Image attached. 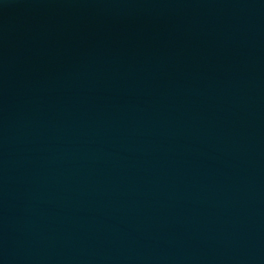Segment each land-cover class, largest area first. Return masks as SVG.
<instances>
[{
	"label": "water",
	"instance_id": "water-1",
	"mask_svg": "<svg viewBox=\"0 0 264 264\" xmlns=\"http://www.w3.org/2000/svg\"><path fill=\"white\" fill-rule=\"evenodd\" d=\"M0 264H264V0H0Z\"/></svg>",
	"mask_w": 264,
	"mask_h": 264
}]
</instances>
